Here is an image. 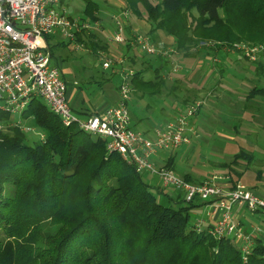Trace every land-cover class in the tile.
I'll return each instance as SVG.
<instances>
[{
	"label": "trees",
	"instance_id": "obj_1",
	"mask_svg": "<svg viewBox=\"0 0 264 264\" xmlns=\"http://www.w3.org/2000/svg\"><path fill=\"white\" fill-rule=\"evenodd\" d=\"M97 1L84 0L82 20L99 21L102 5ZM122 2L123 11L130 13L128 21L134 17L150 25L148 34L154 44H159L158 33H163L175 39L176 53L190 59H195L191 50L200 45L208 51L207 56L234 45H264V0ZM51 38H47L48 47L52 58L58 60V47L70 44L53 46ZM78 41L92 52L94 63H98L99 52L110 51L100 34L80 35ZM132 45L126 41V54ZM213 46L218 47L211 49ZM165 61L161 68L149 65L131 73L135 102L149 101L146 110L154 107L156 100L155 108L160 109L171 95L168 91L162 97L171 74V62ZM261 64H256L258 71L264 68ZM100 78L102 86L107 83L104 74ZM172 83L178 85L176 80ZM196 89L198 96L210 94L205 87ZM258 96L264 97V87L254 88L247 100L254 102ZM174 98L169 107L177 105L179 99ZM190 100L185 97L181 107L173 108L175 113L168 122L179 109L186 110L193 102ZM47 107L35 99L24 113L21 123L34 132L19 127L0 132V264H264L261 239L253 237L252 254L245 263L233 237L218 239L210 229L196 228L192 214L202 205L187 204L181 196L157 189L120 155L110 154L105 140L76 124L66 127ZM135 110L133 106L134 118ZM196 118L191 119L195 128ZM9 119V115L0 114V121L8 123ZM31 133L42 134L44 139L39 136L40 140L32 141ZM245 158L251 162L254 155ZM165 167L197 185L180 170L177 158L168 160Z\"/></svg>",
	"mask_w": 264,
	"mask_h": 264
},
{
	"label": "built area",
	"instance_id": "obj_2",
	"mask_svg": "<svg viewBox=\"0 0 264 264\" xmlns=\"http://www.w3.org/2000/svg\"><path fill=\"white\" fill-rule=\"evenodd\" d=\"M129 16L127 11L117 14L113 31L108 34L100 21L73 17L63 0H0V114L10 116L8 123L0 121V132L11 127L34 132L21 122L32 101L41 99L66 127L76 124L87 134L105 140L108 152L120 155L137 173L157 178L163 189L173 191L187 204L198 198L207 203L213 217L220 216L210 228V234L218 239L233 237L247 263L254 247L253 239L234 223L233 208L246 205L249 212L264 214V199L242 185L230 193L213 183L192 185L154 163L162 155L169 156L199 137L191 119L197 116L203 103L179 109L175 119L156 128L152 137L132 129L128 104L133 88L129 75L123 78L120 99L114 106L90 112L87 119H81L70 104L68 85L51 56L47 38L59 34L76 52L88 51L78 37L92 33L102 34L109 44L122 45ZM133 47L148 56L163 55L174 65L171 57L177 55L176 51H165L164 44L156 45L149 37L137 36ZM122 62V59L113 60L103 55L99 65L108 71ZM178 70L179 67L174 66L172 71L177 73ZM38 136L44 139L42 134ZM213 200L217 202L212 203ZM201 225L202 221L196 223L199 231L203 230Z\"/></svg>",
	"mask_w": 264,
	"mask_h": 264
},
{
	"label": "rangeland",
	"instance_id": "obj_3",
	"mask_svg": "<svg viewBox=\"0 0 264 264\" xmlns=\"http://www.w3.org/2000/svg\"><path fill=\"white\" fill-rule=\"evenodd\" d=\"M97 2H100V5H102V10L98 16L102 24L109 22V20L110 22L112 20L113 23L114 17L123 11V9L118 10L122 7V0H98ZM157 2L158 0H155V3ZM64 4L73 17L80 18L84 15V0H64ZM134 24L137 33H134L135 35L129 34L127 32L128 28H125V41L121 46H125L126 41L130 43L131 46L137 36H146L151 39L150 34H148L150 25L145 22V20H136ZM109 30L111 31L109 33H112L113 30ZM164 46L165 51L170 52V50L173 49L168 45ZM216 47L218 46H213L211 49H216ZM114 49H116L114 53L116 54L115 56H111V50L108 53L101 51L98 54V63H94V55L91 51L76 52L71 45L67 46L64 54L67 60L63 62L61 66L65 77L64 80L72 84L77 78L79 85L89 83V86L86 87L92 92L86 93L85 91L83 96L87 99L90 98L89 95H92L94 98L93 100H96L100 98L101 90H105L107 93L112 92L111 95L114 94V97L117 96L118 103L120 99V85L124 77L121 73L120 75L116 73L117 71L127 75L135 72L136 69L148 67L149 65L154 68H161L165 66V59H167L163 57V55L148 56L140 53L138 49L133 51L131 48L130 50L132 51L126 55L127 59L121 57L123 60L121 65H117L111 71L109 70V72L103 73L102 67L99 65L101 57L105 55L108 58L116 60L118 59L116 57L121 54V51L123 52V49L117 46ZM207 53L208 51L200 45V47H194L190 52L191 57L195 56V58H198L194 59L195 62L187 61L190 57H184L181 52H177L175 57H171L174 65H172V63L169 65L171 74L167 79L168 83L166 88H164V95L162 97L165 95L167 96L168 91L171 92V95L169 98L167 96L166 101L159 106L160 109L163 108L159 118H169L171 114L175 113L173 108L177 110V108L181 107L185 97L191 99L189 102L193 101L188 106L196 105V103H203L202 112L197 115L196 121L198 122V128H196V130L199 137L195 138L191 145L185 146L187 147L185 153L175 154V157L179 160L177 163L179 164L178 167L181 168L180 170L186 172L187 175H190L194 181L198 182L197 185L213 183L218 188L229 193L242 185L246 190L264 198V97L258 96L259 98L254 102H249L247 100L250 92L254 88L260 87L261 89V87H264V68L260 69V71L256 68V64H259V62L264 64V45L255 47H251L250 45H234L233 48L224 47L220 49V51H217L216 54L212 53L211 57L214 59L215 67L213 72L209 73L210 75L204 80L201 75L203 70L198 67L197 63L200 62L202 55L207 56ZM132 59L137 62V65L132 64ZM85 63L87 65V72L82 68ZM174 66L179 67L177 73L172 71ZM187 69H191L194 73L188 75L186 73ZM225 69H229V72L227 73ZM110 72L114 74L112 75ZM163 73H168V71H163ZM103 74L104 77L108 79L107 83L103 85V89L96 83H90V80H92L103 84V80L100 78ZM149 75H152V73ZM184 75L187 77H184ZM174 80L178 83V85H175L177 88L172 83ZM193 83L195 85L194 90L202 86L205 87L208 91L207 93L210 92V94L206 97L198 96L197 91H192V89H190ZM211 87H216V89L212 91ZM134 92L133 88L131 102H135ZM174 96L179 99L177 105L169 107L175 100ZM145 98L148 99V97ZM131 102L130 105L128 104L131 118L133 116V106L137 103L138 105H135L134 109L137 111L141 109L143 114H148L149 111L156 110L157 108H155V106H158V104H156L158 102L157 100L154 107H150L151 109L149 110L145 109L149 102L147 100L136 101L135 104L133 102L134 105H132ZM145 102L147 103L145 104ZM140 105L141 107L138 109ZM160 109L156 111L157 116L160 113ZM136 119H138L137 116H135V118L133 117V120ZM156 120H158V118ZM29 137L32 141L40 140V137L37 136L36 133L29 134ZM241 153L247 156L254 155V158L250 159L251 162H249V160L245 158L246 155H240ZM173 154L174 153H171L170 155L173 156ZM167 156L168 155H166V157ZM157 160L163 161V158L161 159L160 157L159 159L157 158ZM164 161V165H159L155 160L154 163H156L157 167L166 168L165 166L168 161L167 159ZM225 165L228 166V168L225 167ZM230 169L234 172H231ZM174 173L182 178L177 172ZM145 175L147 179V174ZM189 184L196 185L193 183ZM202 202L203 201L199 198L195 201V203L198 204ZM194 213L195 212L192 214L193 219ZM218 217L220 216L216 215V219H218ZM252 239L254 240L253 237Z\"/></svg>",
	"mask_w": 264,
	"mask_h": 264
},
{
	"label": "crops",
	"instance_id": "obj_4",
	"mask_svg": "<svg viewBox=\"0 0 264 264\" xmlns=\"http://www.w3.org/2000/svg\"><path fill=\"white\" fill-rule=\"evenodd\" d=\"M123 8H124V4L122 3V7L119 8L118 10H122ZM135 21H136L135 18L132 17L131 20L128 21V23L126 25V29L128 28L127 32L129 34L131 33V34L135 35L134 33H137V29H136L135 24H134ZM103 25L106 28L108 34H109V32H111L109 29L113 30V28H114V24L112 23V20H111V22L109 20V22H106ZM100 36L103 40H105L108 43V41L105 39V37L102 34H100ZM51 39H52L51 41H52L53 46H58L60 43H63V42L68 44V42H66V40L62 39V37L59 34L53 35ZM157 40L159 41V44L162 43L166 46L168 45L169 47H172L173 48L172 50L175 49V39L174 38L167 37V35L165 36L163 33H158ZM47 43H48V41H47ZM108 45L110 46L109 50H111L110 52L112 53L111 56L116 55V54H114L116 51V49H114V48L117 46L118 48L123 49V52L121 51V54H119L118 57H116V58H118V59H122L121 57L126 58L125 57L127 55L125 53L126 46H119V45L114 46L113 44H109V43H108ZM132 50L134 51L137 49L133 48ZM65 52H66L65 48L58 47L57 56H56V58H58V60L53 59L55 64H57V62H60L61 66H62L63 59L67 58L66 56H64ZM195 59H198V58H195ZM187 61H192V62L194 61L195 62L194 59H187ZM213 62H214V59L211 56L202 55V58L200 59V62H199L200 66H199V63H197L198 67H200L203 70L202 74H201L203 79L204 78L206 79L210 75L209 73L213 72V69L215 67ZM187 63H189V62H187ZM87 65H88V62H87ZM87 65L85 63V65H83V67H82L83 69L86 70V72H87V67H86ZM183 66H184V64H183ZM186 71L185 72L188 75H190L191 73L192 74L194 73V72H192L191 69H189V70L187 69ZM116 73H118L119 75L121 73L123 77L127 76V75L131 76V74L126 75L120 71H117ZM62 75L64 77L63 71H62ZM164 75H166V74H164ZM184 77H187V76L184 75ZM179 79H176V80H179ZM66 83L68 85L67 95H68V99L70 101V104L72 105V107H74L75 113H77L81 119H87L88 113H90V112L103 111L104 109H106L110 106H114V105L118 104L117 103L118 98H117V96L114 97V94L111 95L112 92L107 93V91L101 90L100 98L93 100L94 98L92 97V95H89L90 98L87 99L83 96H84L85 91H86V93L92 92L86 87V86H89V83H86L84 85L83 84L79 85L77 78H76V81L74 80L72 84H69L67 81H66ZM90 83L95 84L96 82L92 81ZM193 85H194V83H193ZM193 85L190 87V89H192V91H194V88H195V85L194 86ZM98 86H100V88L102 87V89H103L102 84L98 85ZM133 102L134 101L131 102L132 105L135 104V102H134V104H133ZM146 103L147 102H145V104ZM153 106H154V104H153ZM140 107H141V105L139 106L138 109H140ZM135 111L136 112H134V114H136L138 119L132 121V129L135 131H138V132H143V134L147 137H152L154 135L153 132H155L154 130L160 126H163V124H166L163 122H168V120H170V118L172 119V117L174 115V113H173V114H171V116H169V118H166V119L161 118L160 119L159 118L160 115H158V116L156 115L157 110H154V111L151 110V111H149L148 114H143L141 109L138 111L137 110H135ZM157 118H158V120H156ZM130 119H133V116ZM196 121H197V118L195 120V125L197 127L198 122H196ZM186 148L187 147L184 146L183 148H181L177 151H179V154H182V153H185L187 151ZM177 151L174 152L173 156L169 155L166 157V156L162 155L163 161L162 160H159V161L155 160V161L159 165H161V164L164 165L165 159H167V161H168L172 158H176L175 154L178 153ZM178 162H179V160H177V163ZM147 179L157 189H158V187L162 188V186H161V184L157 178H154V177H151L150 175H147ZM154 182H156V183H154ZM166 191L171 192L174 196L173 191H170V190H166ZM216 202H217V200L212 201V203H216ZM195 204H198V203H195ZM198 205H202V206L194 211L195 212L193 215L194 216V219H193L194 222L197 223L198 221H202L201 226L203 229H210V228L214 227L217 223V219H216V216L213 217V214L209 210L208 204L205 202H202L201 204H198ZM233 220L236 223V225L238 226V228L242 232H244L246 235L251 236V238L252 237L259 238L264 242V214L263 213H261V212H249L246 205H243L242 207L239 206V207L234 208ZM253 244H254V241H253Z\"/></svg>",
	"mask_w": 264,
	"mask_h": 264
}]
</instances>
